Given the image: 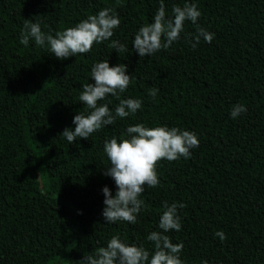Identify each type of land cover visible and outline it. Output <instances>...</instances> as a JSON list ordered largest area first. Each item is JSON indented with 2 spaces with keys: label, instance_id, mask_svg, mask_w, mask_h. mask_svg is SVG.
<instances>
[{
  "label": "trees",
  "instance_id": "obj_1",
  "mask_svg": "<svg viewBox=\"0 0 264 264\" xmlns=\"http://www.w3.org/2000/svg\"><path fill=\"white\" fill-rule=\"evenodd\" d=\"M185 3L212 42L193 48L196 25L186 21L178 41L140 57L134 36L160 0H0V264H76L113 235L152 251L147 235L162 231L164 201L185 205L181 230L165 234L183 243L186 264H264V0H164L166 15ZM104 7L120 25L88 53L60 60L47 44L20 43L25 19L55 35ZM103 60L127 65L132 83L120 98L142 108L70 144L60 133L75 128L82 86L95 83L91 68ZM99 103L114 112L119 100ZM238 103L247 111L232 118ZM135 123L193 131L199 146L159 162L160 183L145 186L136 224L106 223L102 189L115 195L116 185L104 174V141Z\"/></svg>",
  "mask_w": 264,
  "mask_h": 264
},
{
  "label": "clouds",
  "instance_id": "obj_2",
  "mask_svg": "<svg viewBox=\"0 0 264 264\" xmlns=\"http://www.w3.org/2000/svg\"><path fill=\"white\" fill-rule=\"evenodd\" d=\"M200 16L201 12L194 3H185L182 7L174 5L172 16L169 17L166 15L164 0H160L152 22L139 27L132 45L140 57L152 56L180 39L186 21L196 25L193 48L200 43L201 37L205 42L211 43L214 33L197 24ZM120 22L119 14L113 8L104 7L97 13L88 15L74 27L52 35L43 32L40 23L25 19L20 43L28 46L29 41L33 40L38 46L47 44L48 50L57 59L64 60L70 56L88 53L94 44L110 40ZM109 47L118 53L127 51V47L119 40H112ZM91 78L95 83H85L79 95V101L86 107L74 116L75 128H65L60 133L70 144L77 138L88 139L94 132L114 124L117 118L134 115L142 108L141 99L120 98L132 83V75L127 73L126 64L110 66L108 60L99 61L91 68ZM109 95L119 100L114 112L108 103H99ZM149 95L155 98L157 89H151ZM246 111L247 108L238 103L233 106L230 115L237 118ZM198 146L199 139L193 131L167 125L148 127L143 123L130 124L119 138L112 136L106 139L103 150L109 159L110 167H107L104 174L110 176L116 185L115 195L108 186L102 189V215L106 223L124 221L136 224L137 216L145 204L139 198L145 191V186L154 188L160 183L157 173L159 162H172L181 157L188 159L192 154L191 149ZM184 207L183 203L163 202L158 224L162 231H152L147 235V241L154 246L152 251L145 248L143 243H127L119 235H113L106 246L98 247L84 255L76 264H186L180 256L184 248L183 243H173L165 234L172 230H181L178 208ZM216 235L221 241L225 239L222 231H218ZM203 264L209 262L204 260Z\"/></svg>",
  "mask_w": 264,
  "mask_h": 264
}]
</instances>
